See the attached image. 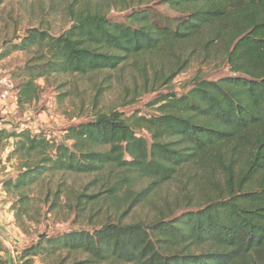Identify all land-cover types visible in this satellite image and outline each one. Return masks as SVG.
<instances>
[{"label":"trees","instance_id":"trees-1","mask_svg":"<svg viewBox=\"0 0 264 264\" xmlns=\"http://www.w3.org/2000/svg\"><path fill=\"white\" fill-rule=\"evenodd\" d=\"M6 1L0 0V7ZM143 2L123 21L73 5L71 25L60 35L33 27L19 42L3 46L0 60L16 51L35 53L25 73L16 75L23 77L19 101H32L37 79L52 75H87L129 62L145 73L141 59L150 53L176 57L175 71L162 86L191 59L220 62L227 73L197 76L180 94H160L152 114L98 110L65 127L61 139L17 124L0 129L16 139L9 156L22 159L16 179L0 185L20 192L13 205L20 219L32 199L23 191L50 173H100L112 166L158 185L184 169L209 171L199 183L194 180L186 205L177 211H162L149 223L109 221L93 230L39 235L18 252V264L62 252L85 255L71 264H264V0H159L177 16ZM187 46L194 56L177 50ZM84 196L77 197V210ZM58 198L59 190L52 193L50 211Z\"/></svg>","mask_w":264,"mask_h":264},{"label":"rangeland","instance_id":"rangeland-1","mask_svg":"<svg viewBox=\"0 0 264 264\" xmlns=\"http://www.w3.org/2000/svg\"><path fill=\"white\" fill-rule=\"evenodd\" d=\"M142 0H8L0 7V51L7 43H17L26 31L33 27L48 30L60 35L67 30L71 21L69 8L88 6L107 14L114 21H123L133 8L140 7ZM145 7L170 16L179 13L162 5L159 0H144ZM184 56H194L193 47L178 48ZM34 52L16 51L0 60V77L9 76L15 88L7 99L0 96V129L12 130L15 125L29 128L33 132L45 131L55 139H61L63 129L70 124L85 120L98 111L120 110L126 113L138 111L140 114L156 112L152 104L160 94L167 91L182 93L197 76L206 79L218 78L227 73V66L220 62L207 63L193 60L166 86L162 81L175 71L176 57L150 53L142 57L141 64L147 68L142 73L138 65L131 64L115 70H103L87 75L61 73L48 79H37L38 96L32 101L20 102L18 87L23 77L25 65L33 58ZM25 73V71L23 72ZM148 82H146V78ZM156 87L157 90H153ZM1 93V90H0ZM66 94V96H65ZM86 116V117H85ZM7 122V123H6ZM145 133V132H144ZM16 139L6 138L0 133V182L15 178L21 171L18 156H9L15 148ZM209 170L195 167L184 169L176 177L162 184L153 183L152 179L132 174L125 175L121 169L106 166L100 173L54 172L36 182L32 188L23 192L31 193L30 211L17 219L19 191L6 190L0 185V205L7 207L10 228L16 236L10 245H0V254H11L12 264L22 263L18 257L25 247L39 239V235L50 236L72 229L93 230L109 221L123 223L151 222L162 211H177L186 205L189 187L194 180L204 179ZM195 175V176H194ZM194 176V177H193ZM192 178V179H191ZM191 179V181H189ZM60 191L57 207L52 211V193ZM85 194L81 209L77 210V197ZM93 197H88V196ZM13 225V226H11ZM19 235V236H18ZM17 241V242H16ZM14 250V252H13ZM0 255V257H2ZM0 258V264H6V257ZM86 258L85 255L68 256L62 252L60 257L45 260L36 256L34 264H71ZM103 264H130L108 262Z\"/></svg>","mask_w":264,"mask_h":264},{"label":"crops","instance_id":"crops-1","mask_svg":"<svg viewBox=\"0 0 264 264\" xmlns=\"http://www.w3.org/2000/svg\"><path fill=\"white\" fill-rule=\"evenodd\" d=\"M12 219L9 218V215L7 213V207L4 205H0V245L5 244V245H10L11 241L16 238L19 239L16 236V231H14V229L10 228V224H11ZM13 226V225H11ZM19 236V235H18ZM17 242V241H16ZM14 252V250H13ZM2 253V257H4L5 255H3L4 253ZM0 257V258H2ZM6 257V256H5ZM11 254H8L7 257L5 259H8L9 264H12L11 261Z\"/></svg>","mask_w":264,"mask_h":264},{"label":"built area","instance_id":"built-area-1","mask_svg":"<svg viewBox=\"0 0 264 264\" xmlns=\"http://www.w3.org/2000/svg\"><path fill=\"white\" fill-rule=\"evenodd\" d=\"M14 88L15 84L9 76L4 75L0 77L1 98L7 99L10 96L11 92L14 90Z\"/></svg>","mask_w":264,"mask_h":264},{"label":"water","instance_id":"water-1","mask_svg":"<svg viewBox=\"0 0 264 264\" xmlns=\"http://www.w3.org/2000/svg\"><path fill=\"white\" fill-rule=\"evenodd\" d=\"M2 119V117L0 116V120Z\"/></svg>","mask_w":264,"mask_h":264}]
</instances>
